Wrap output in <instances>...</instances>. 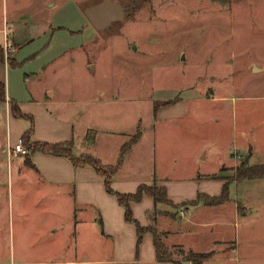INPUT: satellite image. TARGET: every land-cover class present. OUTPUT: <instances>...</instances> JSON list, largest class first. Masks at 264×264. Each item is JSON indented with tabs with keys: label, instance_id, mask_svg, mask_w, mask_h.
Listing matches in <instances>:
<instances>
[{
	"label": "rangeland",
	"instance_id": "1",
	"mask_svg": "<svg viewBox=\"0 0 264 264\" xmlns=\"http://www.w3.org/2000/svg\"><path fill=\"white\" fill-rule=\"evenodd\" d=\"M103 1L0 0V26L15 21L20 36L41 37L28 47L41 51L34 62L11 71L10 92L25 102H43L45 89L53 87L51 110L74 123L83 148L93 145V134L83 141L86 130H109L106 156L115 152L118 133L134 136L140 126H150L155 108L188 100V118L157 123L156 163L165 164L171 177L225 164L223 201L233 202L218 210L225 223L218 230L232 242L217 248L225 252L220 260L205 264H264V177L247 176L249 166L264 164V0H115L124 6L125 19L98 30L85 10ZM4 38L0 32V42ZM4 49L8 62L19 67L10 46ZM30 67L37 74L23 81L20 75ZM9 101L0 100V264L52 256L112 264V241H75L69 198L55 192L47 197L41 184L20 180L23 175L12 182L8 140L11 131L17 133L6 118ZM171 124L186 133L169 132ZM176 143L185 149L172 148ZM201 146H207L208 158L187 168L183 154H196ZM235 241L238 249L229 254ZM174 251V258L192 264Z\"/></svg>",
	"mask_w": 264,
	"mask_h": 264
},
{
	"label": "crops",
	"instance_id": "2",
	"mask_svg": "<svg viewBox=\"0 0 264 264\" xmlns=\"http://www.w3.org/2000/svg\"><path fill=\"white\" fill-rule=\"evenodd\" d=\"M10 25L9 22H4V25L0 26V32H3L5 37L4 42H0V46H10V50L15 54L20 66L12 67L8 61L0 62V81L6 85L7 98L16 101L25 114L35 118L30 143L71 141L74 144L73 155L75 157L89 154L98 158L104 165L115 166L121 158L123 147L131 142L130 139H133L113 176V189L126 194L137 192L142 185L152 186L157 183L159 186L165 187L171 204H157L153 196L145 194L141 201L132 203L136 220L143 227L156 228L161 233L162 242L172 253V257L175 249H184L185 251L192 250L199 253L217 251L212 257L204 260L202 264L219 259L221 253L225 252L217 250V248L228 245L232 240L224 239L222 237L223 232L218 230V227L223 226L225 223L221 221L223 215L217 213H219L218 210L222 206L232 204L233 201H222L213 204H209L208 201H211L209 198H219L225 194L226 180L222 174L225 164L221 165L216 171L200 173L190 169L189 173L180 174L179 172L171 177L165 172V164L159 166L156 163L158 161L154 154V151H156L155 144L158 140L157 123L159 121L173 123L188 118L191 114V109L188 105H185L188 100L178 98V100L165 107L155 108L153 116L149 120L150 126H140L142 130L137 131L138 134L136 133L137 136L135 134V137L133 132L118 133L120 134V140L114 146L115 152L112 156L104 154V145L106 144L104 140L111 136L109 130L106 129L91 128L86 130L83 141L89 139L90 134H93L94 139L93 145L87 144L83 148L81 146L82 142L79 143L75 139V133H73L74 123L71 120L57 118L51 110V100L56 95L53 87L45 89L42 96L43 102L33 97L25 102L18 98L16 94L13 95L10 92L11 87L8 83V77L11 71L19 72L25 64L29 65L28 62L33 63L36 56L41 52L28 51V47L38 44L41 37L37 39H32V37L31 40H27L28 37H22L14 30L15 21H11ZM35 74L37 72L30 67L29 72L25 73V77H22V75L20 77L23 78V81H30ZM7 110L6 118L10 121V130H15L17 133V136L13 137L11 131L8 145H14L30 128L31 122L13 116L10 104H7ZM139 120L142 124L143 120ZM168 129L169 132L180 135L185 134L187 131V129L172 124L169 125ZM127 139L130 141L127 142ZM79 146L82 148H79ZM193 147L191 145V148ZM172 148L185 149V146L176 143L172 145ZM27 150L26 154H19L14 157L9 155V174L12 182L14 175L18 177L23 175L19 178L20 180L26 181V178H24L26 176L30 178V183L41 184L39 190L45 196L48 197L50 193L55 192L58 197L63 198L65 196L69 198V204L73 209L72 220L75 241H112L114 245L112 264H175L170 261H159L155 238L150 231L144 234L143 241L138 246L136 225L126 220L124 207L115 195L107 191L105 178L94 166L88 164L75 166L68 157L47 154L41 151L32 153L29 149ZM196 151V154L194 151L183 154L184 157H187V163L190 165L187 168H191V166L200 167L201 164L198 162L208 158L207 146H201ZM28 154H30L29 157H26ZM232 160L235 161L233 154ZM199 195L203 197L197 201ZM193 201L196 202L191 204ZM237 206L234 207L235 215H239ZM206 235H212L213 240L207 243L199 241V238ZM194 238L197 241H194ZM235 242H237V248L230 250L229 254L232 251L236 252L238 249V241ZM52 257H47L49 259L44 257L45 259L35 261L20 260L15 263L79 264L96 262L95 259L85 258V256L76 260H54ZM229 258L232 259L231 255H229ZM173 259L177 258L173 257Z\"/></svg>",
	"mask_w": 264,
	"mask_h": 264
},
{
	"label": "trees",
	"instance_id": "3",
	"mask_svg": "<svg viewBox=\"0 0 264 264\" xmlns=\"http://www.w3.org/2000/svg\"><path fill=\"white\" fill-rule=\"evenodd\" d=\"M8 59L6 58V51L3 46H0V62H6ZM11 62V66H12ZM13 67H15L13 65ZM7 98V90L5 83L0 81V100L5 101ZM9 104L11 106V112L13 116L16 118H27L31 122L30 128L25 132V134L22 136L25 147L28 146V149L31 150L32 153L36 151H41L47 154H53V155H60L68 157L75 166H83V165H92L96 168V170L105 178V185L107 188V191L113 195H115L118 198L119 203L124 207L125 214H126V220L130 223H133L136 225L137 233H138V246L143 241L144 234L148 231L152 232L155 238V246L157 249V255L159 261H170L174 262L175 264H184L183 262L173 259L172 253L169 252L167 247L162 242V235L159 233L156 228L152 227H143L138 220H136L133 209H132V203L133 202H139L144 197L145 194H149L155 198L156 203H166L171 204L168 196H167V190L163 186H159L157 183H155L152 186L148 185H142L139 187L137 192L135 193H119L115 191L112 187V179L116 171L118 170L120 163L122 162V157L126 150L130 147L132 143H128L123 147V151L121 154V158L117 165L115 166H107L104 165L98 158H96L93 155H84L81 157H75L73 155V142H62V143H48V142H33L30 143L31 135L34 131V118L31 115L25 114L20 105L14 101L10 100ZM27 148V147H26ZM247 176L250 178H261L264 177V164L261 165H255V166H249L247 171ZM227 187L225 186V191ZM224 196V194H223ZM223 196L219 198H212L208 201L209 204L218 203L223 201ZM203 196L199 195L198 200H200ZM196 201L191 202V204H194ZM180 254L185 255V258L190 261L192 264H202V262L214 255V252H208V253H199L194 252L192 250L185 251L184 249H178Z\"/></svg>",
	"mask_w": 264,
	"mask_h": 264
},
{
	"label": "water",
	"instance_id": "4",
	"mask_svg": "<svg viewBox=\"0 0 264 264\" xmlns=\"http://www.w3.org/2000/svg\"><path fill=\"white\" fill-rule=\"evenodd\" d=\"M85 15L98 30L104 29L111 23L121 21L126 17L124 6L115 0H105L91 6L85 10Z\"/></svg>",
	"mask_w": 264,
	"mask_h": 264
},
{
	"label": "built area",
	"instance_id": "5",
	"mask_svg": "<svg viewBox=\"0 0 264 264\" xmlns=\"http://www.w3.org/2000/svg\"><path fill=\"white\" fill-rule=\"evenodd\" d=\"M5 34H6V30H5ZM27 151L28 150L25 147V143H24V140L22 137L19 138L14 145H9V147H8V153L10 156H17L19 154H26Z\"/></svg>",
	"mask_w": 264,
	"mask_h": 264
}]
</instances>
